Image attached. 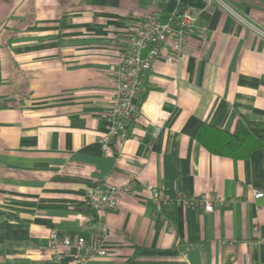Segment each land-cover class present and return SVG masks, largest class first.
<instances>
[{"label":"crops","instance_id":"0c3cea01","mask_svg":"<svg viewBox=\"0 0 264 264\" xmlns=\"http://www.w3.org/2000/svg\"><path fill=\"white\" fill-rule=\"evenodd\" d=\"M221 1L0 0V264H55L52 230L106 249L85 264H264V144L211 148L240 116L264 122V35L249 25L264 32V0ZM154 10L195 14L187 57L154 62L129 136L105 153L122 54ZM98 179L134 191L95 210ZM148 185L227 201L160 204Z\"/></svg>","mask_w":264,"mask_h":264},{"label":"built area","instance_id":"2783aa9c","mask_svg":"<svg viewBox=\"0 0 264 264\" xmlns=\"http://www.w3.org/2000/svg\"><path fill=\"white\" fill-rule=\"evenodd\" d=\"M221 1V0H220ZM229 9L228 4L221 1ZM196 16L192 11L175 10L164 17L160 10L147 13L130 38L122 54L121 66L117 72V79L111 104L107 109L108 130L101 137V145L105 153L111 151L114 139H125L129 136V125L139 114L137 98L143 91V78L153 68L154 62L165 57L167 62L180 65L187 57V47L194 31ZM259 33L264 32L253 24ZM147 49L146 53L143 50ZM152 199L160 204H180L197 206L202 204L207 212L215 210L216 205L222 206L227 200L214 193L190 196L178 192L171 196L166 190L148 185ZM132 182L126 184L103 183L98 179L96 185L88 194V204L95 210H115L119 206V198L124 193H132ZM264 193H255L260 198ZM93 219V217H91ZM50 247L54 253V263L60 264L64 249L77 247L82 250L80 264H85L96 254L105 255L106 249L92 246L85 236L60 234L56 230L50 233Z\"/></svg>","mask_w":264,"mask_h":264},{"label":"trees","instance_id":"16d2710c","mask_svg":"<svg viewBox=\"0 0 264 264\" xmlns=\"http://www.w3.org/2000/svg\"><path fill=\"white\" fill-rule=\"evenodd\" d=\"M198 136L200 137L201 132L198 131ZM246 136L253 137L260 141V144H264V122H258L250 120L246 116H240L238 118L235 129L230 132V137L224 145L219 147H211L215 152L220 153H232L233 149L240 146L243 139ZM202 139V137H200ZM203 142H206L203 140Z\"/></svg>","mask_w":264,"mask_h":264}]
</instances>
